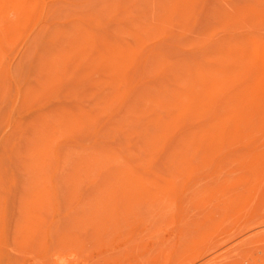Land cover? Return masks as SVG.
Instances as JSON below:
<instances>
[{"label":"rangeland","instance_id":"obj_1","mask_svg":"<svg viewBox=\"0 0 264 264\" xmlns=\"http://www.w3.org/2000/svg\"><path fill=\"white\" fill-rule=\"evenodd\" d=\"M189 258L264 264V0H0V264Z\"/></svg>","mask_w":264,"mask_h":264},{"label":"bare ground","instance_id":"obj_2","mask_svg":"<svg viewBox=\"0 0 264 264\" xmlns=\"http://www.w3.org/2000/svg\"><path fill=\"white\" fill-rule=\"evenodd\" d=\"M194 256H195V255H193V256H191V257L193 258ZM191 257H190V258H191ZM195 257H196V256H195ZM190 258L188 259V261H187V259L185 260V261H187V264H190V262H191V261L189 262ZM192 260H194V259H192ZM182 262H183V261H182ZM182 264H183V263H182Z\"/></svg>","mask_w":264,"mask_h":264}]
</instances>
